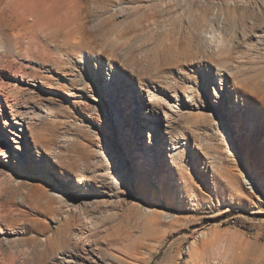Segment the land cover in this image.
I'll use <instances>...</instances> for the list:
<instances>
[{"label":"rangeland","instance_id":"obj_1","mask_svg":"<svg viewBox=\"0 0 264 264\" xmlns=\"http://www.w3.org/2000/svg\"><path fill=\"white\" fill-rule=\"evenodd\" d=\"M0 2L37 19L16 50L0 24V75L53 161L0 173V264H264V0Z\"/></svg>","mask_w":264,"mask_h":264},{"label":"bare ground","instance_id":"obj_2","mask_svg":"<svg viewBox=\"0 0 264 264\" xmlns=\"http://www.w3.org/2000/svg\"><path fill=\"white\" fill-rule=\"evenodd\" d=\"M5 5H7V4H5ZM5 5L2 4V6H5ZM2 6L0 7V24L2 22L7 24L6 26H7L8 36L11 37L14 41H16V45H15L16 48L13 47L14 50H16L18 48L17 42H19L21 39H24V41H25V37L27 38V36H28V35H26V34H28V32H27L28 29L30 27L34 26L35 24H37V19H36L34 14H30V15L28 14L29 16H27V13L23 12L24 10H21L22 12H20V11H17V9L12 8L13 7L12 6V7H10V8H12V10L9 11ZM14 7L16 8V5ZM18 9H20V8L18 7ZM28 12H30V11L28 10ZM217 12H218V10H217ZM211 14L213 15V19L215 18V15H217V13L214 14L213 12H211ZM254 15H256V14H254ZM219 20H221V21L219 22ZM223 20H224V14L221 15L220 19L217 18L216 26H215L216 30H217V28L222 30V29H225L226 26H228V25H225V23H223ZM254 26L255 25L253 24L251 27H254ZM73 28H76V26L70 27L68 30H71ZM39 30L40 29H38V31ZM44 33H45V31H44ZM261 33H262V36L258 37L259 40L264 39V34H263L264 31L261 30ZM68 34H70V33H68ZM32 35H34L33 32H32ZM34 36H36V35H34ZM243 36H245V33H243ZM206 40L209 41L210 43L214 44L216 47V48L212 49L210 52L211 56H209L210 57L209 59H211V57L214 56L217 51H219L218 50L219 46H223L224 41H223V39L218 38L217 35H215L214 33H211L210 36L206 38ZM30 41H31L30 42V44H31L32 40H30ZM33 41H34V38H33ZM41 41H42V36H41ZM27 42L28 41H26V43ZM28 44H26V45H28ZM38 44H39V42H38ZM72 45H73V47H76L78 45L77 40L73 39ZM36 46H37V44H36ZM42 50L44 51V55H45V53L47 52V45L44 42L42 44ZM49 56H51V55L49 54ZM206 68H207L208 72L211 70L208 65H206ZM218 74L220 75V70L217 68V70H216V75H217L216 83H218L219 79H221L223 81H227V82H228V80L233 81V79H235L234 82H232V83H233V85H236L237 92L241 89L236 84L237 80L234 76H230L231 78H229L227 76V74L224 73L221 77H218ZM101 76L103 77L104 82L108 81V79L111 78L110 74H108L107 72H105V73L102 72ZM78 80H80V85H81L80 89H84V88L89 87L90 89L92 88V89L96 90L95 78L88 81L87 79H84L82 77H78ZM7 84L9 85L8 81H5L4 78L0 75V173L4 174L6 176H13V173L15 171L16 172L17 171L22 172V171H26L27 168H32L36 171L42 170L44 167L47 166L48 163L51 164L53 161H52V159H49L48 156L43 155V152L38 147V141L35 138V135H36L35 129L39 126V123H37L36 120H38L41 117V115H40V117L37 116L39 114H37L34 111L33 106L26 104L25 101L23 102L22 96H20L21 94L19 95V93L22 89V88L20 89V86L15 87L14 85H10V86H12V89H11V88H9V86H7ZM10 84H12V83H10ZM96 92H98L99 96L101 95L99 93V91L96 90ZM122 93H123L122 94L123 96H124V94H126L125 92H122ZM80 95L83 96V95H86V93L83 91V93ZM215 95L216 96H222V93L219 95V92L216 91ZM118 97H120V95H118ZM248 97H250V99H252V96L250 94L248 95ZM238 100H240L238 95L234 96V102H237ZM113 101H114L113 103L115 105L116 104L115 98ZM139 102L143 103V101H139ZM86 104H88V103H86ZM134 105H136V103ZM242 106L244 108V112L246 113V115L252 116L253 113L249 111L250 104H249V101L247 98H245L244 101H242ZM213 107L214 108H213L212 115H215V112L217 110L219 111V107H216L215 104ZM260 108H264V106H261ZM155 110L156 109L152 104H150V103L148 105L146 104L145 112H147V115H150V114L154 115ZM226 112H228V111L226 110ZM261 112H263V114L261 116L264 117V111H261ZM237 119L238 118L236 116L235 117L236 123L238 121ZM252 124L254 126L253 122H252ZM227 131H228V129H227ZM145 159L146 158H142V160L144 162L141 165H144V163L149 164V162ZM82 165H84V164H82ZM60 173L63 176L68 175L67 173H63V171L62 172L60 171ZM93 173L95 174V172H93ZM93 176L96 179L97 183H95V184L98 187L106 186L104 183L105 182L104 180H106V178L103 175L95 174ZM77 177H79L80 180H78V178H77L76 183L77 184L82 183L83 186L86 185L84 181L92 180L91 176L86 177L83 173L79 174V176H77ZM249 181H251V180H249L248 177L245 176V182H249ZM83 186L81 188H83ZM81 188H78L76 192L70 191V196H64V195H58L57 196L58 197L57 203L59 205H61V207L64 208V210H66L65 212L73 211V210L76 211V209L78 208L77 207L78 204H77L75 199L80 197V193L84 194V192L82 191ZM85 188H88V187H84V189ZM5 192H7V191H5ZM53 193H55V192H53ZM99 193H100L99 190H98V192L97 191L95 192V194H99ZM79 209H81V208H79ZM9 229H11V228L10 227L6 228V231H8ZM261 236L264 238V231L261 233ZM1 239L6 240L5 235H2ZM5 240H3V242H5ZM0 245H1V242H0Z\"/></svg>","mask_w":264,"mask_h":264}]
</instances>
